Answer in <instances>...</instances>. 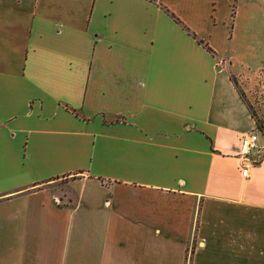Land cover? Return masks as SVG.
Returning a JSON list of instances; mask_svg holds the SVG:
<instances>
[{"label":"crops","instance_id":"1","mask_svg":"<svg viewBox=\"0 0 264 264\" xmlns=\"http://www.w3.org/2000/svg\"><path fill=\"white\" fill-rule=\"evenodd\" d=\"M21 1L0 11L28 21L21 60L0 26V264H264V149L238 155L254 123L222 52L160 0H88L81 25Z\"/></svg>","mask_w":264,"mask_h":264},{"label":"rangeland","instance_id":"2","mask_svg":"<svg viewBox=\"0 0 264 264\" xmlns=\"http://www.w3.org/2000/svg\"><path fill=\"white\" fill-rule=\"evenodd\" d=\"M45 2L49 16H57L60 19V15L66 13L70 16V23L74 25H81L82 18L88 15V0H45ZM159 2L178 17L183 18L184 24L190 30L203 35L205 41L229 60L223 61L222 64L227 68L228 76L235 80V85L243 97V105L253 115L250 116L254 123L252 131L258 137V145H261L259 149H264V0H231L229 3L223 0L215 4V11L213 5L210 6L202 0H160ZM18 3L22 1L0 0V11L9 12V8L13 11L20 6ZM11 16L13 18L0 19V26L7 25L10 21L15 24L17 49L12 54L13 58L21 60L23 59L21 46L25 42V28L28 21L13 20L15 13ZM186 23H189L193 29ZM6 39L7 36L0 35V46L6 44ZM223 70L225 71V68ZM257 122L260 128L256 127ZM259 149L252 151L250 155L259 153ZM48 186L52 193L58 196L71 191L67 178L63 177L50 179Z\"/></svg>","mask_w":264,"mask_h":264},{"label":"built area","instance_id":"3","mask_svg":"<svg viewBox=\"0 0 264 264\" xmlns=\"http://www.w3.org/2000/svg\"><path fill=\"white\" fill-rule=\"evenodd\" d=\"M258 137L252 130L243 132L239 138L238 155L246 158L252 151L258 150ZM247 167L244 165L241 168V174L246 175Z\"/></svg>","mask_w":264,"mask_h":264},{"label":"trees","instance_id":"4","mask_svg":"<svg viewBox=\"0 0 264 264\" xmlns=\"http://www.w3.org/2000/svg\"><path fill=\"white\" fill-rule=\"evenodd\" d=\"M174 19L176 20V18H174ZM197 41H198L199 43H202L201 39H197ZM203 45H204V47H205L207 50H210V49H209L204 43H203ZM229 79L231 80V82H232V84H233V86H234L236 92L238 93L239 97H240L241 100L243 101L242 94L238 91V89H237V87H236V85H235V80H234L232 77H230V76H229ZM247 111L249 112L250 116H253L252 113L248 110V108H247ZM255 125H256L257 128H258V127L260 128V124H259L258 122L255 123Z\"/></svg>","mask_w":264,"mask_h":264}]
</instances>
